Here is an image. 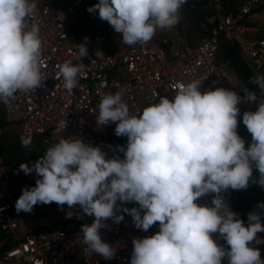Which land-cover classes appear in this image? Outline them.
<instances>
[{
	"label": "clouds",
	"instance_id": "obj_1",
	"mask_svg": "<svg viewBox=\"0 0 264 264\" xmlns=\"http://www.w3.org/2000/svg\"><path fill=\"white\" fill-rule=\"evenodd\" d=\"M38 0H0V103L9 104L17 93L42 86L40 70L42 41L40 25L29 29L26 20L34 16ZM188 0H98L86 10L98 14L116 33L121 43L146 44L157 31L171 30L180 22V12ZM87 40L77 44V62L68 60L59 66L58 77L69 93L79 86L78 77L88 56ZM98 60L103 53L95 52ZM250 83L261 93L255 111H245L242 123L252 141L238 135V116L243 98L223 87L202 92L200 82L178 85L176 95L130 114L119 91L105 94L98 105L96 124H115L114 134L126 137L123 154L106 159L99 146L85 144L79 138L64 139L50 146L31 166L19 165L25 175L35 173V186L22 189L14 208L17 214H30L36 205L56 203L61 210L71 209L92 217L81 226L80 243L88 255L105 260L115 257L114 246L104 242L100 230L107 221L119 224L123 211L132 218L135 229L147 232L158 224L150 237L133 238L130 264H264L252 242L264 243L257 233L264 203L248 214L247 226L230 210L225 199L229 190H246L249 182L264 188V76ZM255 96L254 92L245 96ZM61 119L55 134L64 132ZM21 146L32 145L31 134L20 137ZM253 169L259 176L253 179ZM212 195L211 204H198ZM134 203L138 207L120 208ZM81 217L78 215L77 219ZM215 236V238H214ZM222 240L224 245L217 241ZM226 245V246H225Z\"/></svg>",
	"mask_w": 264,
	"mask_h": 264
},
{
	"label": "built area",
	"instance_id": "obj_2",
	"mask_svg": "<svg viewBox=\"0 0 264 264\" xmlns=\"http://www.w3.org/2000/svg\"><path fill=\"white\" fill-rule=\"evenodd\" d=\"M86 2L38 0L36 13L26 20L29 29L33 23L40 25V70L44 81L34 91L17 93L9 104L0 103V137L3 131L10 130L11 125L16 126L19 136L31 134L40 150L35 148L30 153L35 156L22 162L29 166L43 156L45 150L59 142L61 136L64 139L79 138L94 147L92 137H117L114 134L115 124H96L98 105L105 94L119 91L130 114L138 115L150 104L158 102L160 97L171 100L181 83L199 81L203 91L231 86L230 77L215 61L219 39L237 47L253 75H258L264 65V37H254L246 24L254 10L264 7V0H243L233 12L216 13L206 18L207 33L195 46L169 39L164 35L165 30L157 31L146 44L133 46L117 45L114 36L104 44L101 32H96L87 40L88 56L81 61L85 68L78 77L79 86L69 93L57 73L59 66L66 61L77 62L78 43L68 39L67 23L75 10ZM213 2L216 5V0ZM111 29L105 21V31ZM97 50L103 53V59L98 60L95 56ZM236 93L243 98L239 107L244 112L255 111L261 96H245L251 92ZM61 119H66L67 126L63 133L54 135ZM119 138L125 146L127 138ZM106 159L110 158L106 155ZM20 164L12 166L11 173L28 188L35 186L39 177L35 173L25 175L19 170ZM9 170L0 154V264H130L133 238L150 237L159 230L158 224L147 232L135 229L130 216L123 211L117 212V215H124V220L119 224L108 220V227L100 230L102 240L117 251L111 260L83 251L81 226L85 223L90 225L93 218L85 216L78 205L71 209V219L66 218L69 211L67 205L63 206V210L60 207L53 209V222L47 230L30 233L20 213H16L12 195L6 187ZM212 195L202 197L196 203L210 205ZM263 198L261 196L258 202ZM257 203L241 212L242 219L247 221L249 213L258 211ZM53 204L56 203L50 205ZM118 206L121 209L138 207L134 203L120 205L119 202ZM78 215L80 219H77ZM217 242L225 244L222 240ZM249 246L256 248L255 242Z\"/></svg>",
	"mask_w": 264,
	"mask_h": 264
},
{
	"label": "trees",
	"instance_id": "obj_3",
	"mask_svg": "<svg viewBox=\"0 0 264 264\" xmlns=\"http://www.w3.org/2000/svg\"><path fill=\"white\" fill-rule=\"evenodd\" d=\"M243 0H216V3L218 5V10H216V5L214 4L213 0H188V3L185 5L186 8L182 12H191L193 14L192 20H190L191 26L196 28L198 34L200 36V32H203L205 35L207 33L206 30H203V27H206V18L216 14H226L233 12L236 7L242 2ZM98 3V0H87V2L77 8L74 12V15L71 18V24L70 26H67V36L68 39L74 43H81L85 41V37L90 39L96 32L100 31L102 33V41L104 44L107 43L108 39L112 36H115V31L112 28L108 32L105 31V21H101L98 17V14H92L89 13L86 9L88 7H91ZM259 10V9H257ZM256 11V10H255ZM68 24V23H67ZM216 64L219 66L224 65L225 70H227L229 73H231L234 78L239 81L246 89L244 92H240L239 94H244L246 92H254L257 97L261 96V93L259 89L256 87V85L250 83V80L254 77L250 66L241 58L239 54V50L237 47L233 44H229L221 39L218 41V49L216 54ZM263 76V75H261ZM232 91L230 86L226 87ZM204 92L203 90H201ZM235 92V91H234ZM243 110L240 108V113ZM3 135V134H2ZM2 137V136H1ZM110 138L109 137L101 140V139H92L93 143L96 146L101 147V150L106 153V155L112 159L115 158L111 155V153L108 151V148L106 147V144ZM252 141L251 134H248V137L246 139L245 148L247 149ZM35 146V148H38L40 150V147L38 145V142H32ZM119 146H123L121 139L119 138L118 141ZM9 146H6L3 142H0V154L2 156L3 163L6 166H14L16 165L15 160L13 159V156L11 155V152L9 150ZM35 155L31 154L28 158V160L32 159ZM11 172V169L8 171ZM259 173L258 170H255L253 172L254 179L258 178ZM9 179V178H8ZM253 188H256V190L263 193L264 197V188H261L256 183H250ZM240 196L242 194L239 193V196H235L234 192L229 190L227 193H225V199L227 203L229 204L230 210L237 213L239 218L241 217L242 209L240 210ZM13 198V197H12ZM14 201V200H13ZM259 199H257V203ZM264 203V198L261 202ZM252 204H250L246 209H248ZM244 209V210H246ZM258 209V208H257ZM258 211H261L258 209ZM244 220V219H242ZM261 223H264V217L261 219ZM47 227L45 226H39L34 225V227L30 228L28 230L30 233L34 232H40V231H46Z\"/></svg>",
	"mask_w": 264,
	"mask_h": 264
},
{
	"label": "rangeland",
	"instance_id": "obj_4",
	"mask_svg": "<svg viewBox=\"0 0 264 264\" xmlns=\"http://www.w3.org/2000/svg\"><path fill=\"white\" fill-rule=\"evenodd\" d=\"M262 9L264 11V7ZM180 16H181V19H180L179 24L175 26L174 28H172L171 30H167V33H168L167 36L169 37V39H173L178 43L185 42L188 45H191V41H190L191 38L197 39V40L200 38V36L196 34L197 30L195 26L193 28L190 24V20H192L193 14L191 12H180ZM70 24H71V21L68 22L67 26H70ZM203 28L206 29L207 31V26L206 27L204 26ZM113 39L115 43L118 45L119 43H121L120 41L122 37L120 34L115 32V36ZM84 42H81V43H84ZM223 66L224 65H222V67ZM223 68L225 70V67ZM225 71L231 79L230 87L234 89L235 92L240 93V92L246 91L245 87L239 81H237L231 73H229L227 70ZM261 75L264 76V65L261 71L258 73V75H256V77L261 76ZM243 113L244 111H242L240 113V116H238L237 118L238 119L237 132H238V135L246 143V139L248 137L249 132L247 131L246 127L242 123ZM15 127L16 126L11 125V127L9 128L10 130L7 129L6 131H3L2 133L3 135L2 137H0V142H3L6 146L10 147L9 150L11 152V155L13 156V159L15 160V163L20 164L28 160L30 153H32V151L35 150V146L32 143V145L29 148L22 147L21 142H20L21 136H19L16 133ZM13 130H15V132H13ZM94 138L92 137L91 140ZM105 138L107 137H104L103 139ZM118 141H119V137H114L112 139L110 138V140H108L106 144V147L108 148V151L111 153L113 157L119 156L122 159L123 154L117 150L119 146ZM45 152L46 150L44 151V153ZM8 167L9 169L12 168V166H8ZM254 171L255 169H253V172ZM8 178L9 179L5 182V184H6L8 191L12 195L14 203H15L16 200L19 198V196L22 194V189H24L27 186L21 180L19 181L18 177L14 176L11 172H8ZM250 183H252V180H250L249 187L246 190H239V191L231 190L234 192L235 196H239V193L242 194V196L239 197L240 205H241L240 210L246 209L250 204H253L254 202L257 201V199H260V197L263 196V193L256 190V188H253ZM1 199H2V196L0 195V200ZM123 205H126V204H123ZM57 207H59L57 204L36 205L34 206L33 211L30 214L21 212L20 216L27 230H30V228L34 227V225H39V226L46 225L47 227L53 222V218H52L53 209H56ZM243 221L245 222V226H247V221L246 220H243ZM262 225H264V223ZM257 238L264 240V232L257 233ZM255 245H256V248H258L260 251L261 259L264 260V243H260V244L255 243Z\"/></svg>",
	"mask_w": 264,
	"mask_h": 264
},
{
	"label": "crops",
	"instance_id": "obj_5",
	"mask_svg": "<svg viewBox=\"0 0 264 264\" xmlns=\"http://www.w3.org/2000/svg\"><path fill=\"white\" fill-rule=\"evenodd\" d=\"M246 24L251 28L253 36L256 38L264 37V11L263 9L256 10L246 20ZM203 30H206L203 28ZM167 30H165L164 35L167 36ZM204 36L203 32H200V38ZM199 38V39H200ZM199 39L191 38V45L195 46Z\"/></svg>",
	"mask_w": 264,
	"mask_h": 264
},
{
	"label": "bare ground",
	"instance_id": "obj_6",
	"mask_svg": "<svg viewBox=\"0 0 264 264\" xmlns=\"http://www.w3.org/2000/svg\"><path fill=\"white\" fill-rule=\"evenodd\" d=\"M216 6H217V10H218V5H217V3H216ZM185 8H186V6H185ZM260 9H262V8H260ZM183 10H184V9H183ZM183 10H182V11H183ZM256 10H257V9H256ZM182 11H181V12H182ZM254 11H255V10H254ZM254 11H253V12H254ZM251 14H252V13H251ZM104 25H105V23H104ZM101 34H102V33H101ZM166 37H168V36H166ZM168 38H169V37H168ZM120 42H121V41H120ZM184 43H185V42H184ZM186 44H187V43H186ZM189 46H190V45H189ZM226 87H228V86H226ZM223 88H224V87H223Z\"/></svg>",
	"mask_w": 264,
	"mask_h": 264
},
{
	"label": "water",
	"instance_id": "obj_7",
	"mask_svg": "<svg viewBox=\"0 0 264 264\" xmlns=\"http://www.w3.org/2000/svg\"><path fill=\"white\" fill-rule=\"evenodd\" d=\"M224 88H226V86H224Z\"/></svg>",
	"mask_w": 264,
	"mask_h": 264
}]
</instances>
